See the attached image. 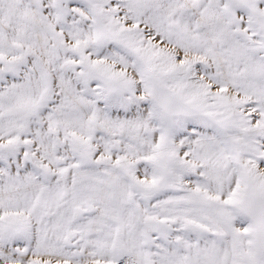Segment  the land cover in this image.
Instances as JSON below:
<instances>
[{"label": "snow or ice", "instance_id": "snow-or-ice-1", "mask_svg": "<svg viewBox=\"0 0 264 264\" xmlns=\"http://www.w3.org/2000/svg\"><path fill=\"white\" fill-rule=\"evenodd\" d=\"M0 264H264V0H0Z\"/></svg>", "mask_w": 264, "mask_h": 264}]
</instances>
